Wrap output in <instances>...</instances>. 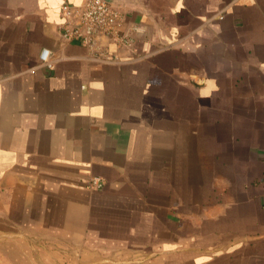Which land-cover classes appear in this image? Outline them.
Listing matches in <instances>:
<instances>
[{"label": "crops", "instance_id": "crops-1", "mask_svg": "<svg viewBox=\"0 0 264 264\" xmlns=\"http://www.w3.org/2000/svg\"><path fill=\"white\" fill-rule=\"evenodd\" d=\"M82 1L0 0V264H264V0Z\"/></svg>", "mask_w": 264, "mask_h": 264}, {"label": "built area", "instance_id": "built-area-1", "mask_svg": "<svg viewBox=\"0 0 264 264\" xmlns=\"http://www.w3.org/2000/svg\"><path fill=\"white\" fill-rule=\"evenodd\" d=\"M116 0H83L78 6L65 3L61 7L64 22L61 25V34L68 41H76L91 49L93 57L107 62L110 51L101 47V39L108 38L117 42L121 47H132V35L121 32L124 17L115 3ZM40 64L49 70L54 68L51 50L43 48L40 55ZM103 184L101 177H92L87 185L98 189Z\"/></svg>", "mask_w": 264, "mask_h": 264}]
</instances>
